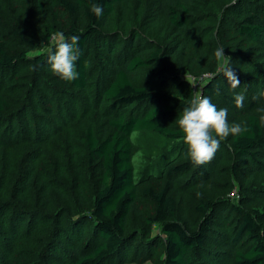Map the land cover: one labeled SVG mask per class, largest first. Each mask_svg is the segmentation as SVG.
Segmentation results:
<instances>
[{
  "label": "trees",
  "instance_id": "1",
  "mask_svg": "<svg viewBox=\"0 0 264 264\" xmlns=\"http://www.w3.org/2000/svg\"><path fill=\"white\" fill-rule=\"evenodd\" d=\"M54 33L80 37L75 81ZM197 93L247 129L203 166L177 122ZM261 93L264 0H0V264H127L158 240L163 264H264Z\"/></svg>",
  "mask_w": 264,
  "mask_h": 264
},
{
  "label": "clouds",
  "instance_id": "2",
  "mask_svg": "<svg viewBox=\"0 0 264 264\" xmlns=\"http://www.w3.org/2000/svg\"><path fill=\"white\" fill-rule=\"evenodd\" d=\"M91 12L100 17L103 15V7L98 3H92ZM50 40L52 43L44 49V52L52 72L68 82L77 80L79 78L77 62L81 55L80 37L78 35L65 37L63 33H54ZM214 55L220 71L230 82L232 88H237L240 81L229 66L231 57L224 54V47H218ZM216 93L219 94L218 89H216ZM260 96H264V93H261ZM234 99L237 107L244 106L245 97L243 94H236ZM253 99H257V97ZM227 116V108L217 109L210 97L202 96L199 93L183 108L177 122L184 133V141L189 146L188 154L195 166H203L210 162L219 149L222 139L227 138L230 134L240 136L247 131L240 124L229 125ZM212 132L215 133V137Z\"/></svg>",
  "mask_w": 264,
  "mask_h": 264
},
{
  "label": "rangeland",
  "instance_id": "3",
  "mask_svg": "<svg viewBox=\"0 0 264 264\" xmlns=\"http://www.w3.org/2000/svg\"><path fill=\"white\" fill-rule=\"evenodd\" d=\"M42 48L38 49L36 51H31L30 55H33L34 53H41ZM197 80V82H199V79H195ZM232 117V114L230 115V113L228 112V116H227V120L230 121ZM140 140L142 145L146 146L148 148V152H150V149H154L156 147H158V145L161 144V142L164 140L163 137L156 133V132H148L145 131L142 134H140ZM234 193L231 192L230 195H233ZM179 203H180V207H181V211L187 212V215L189 217H192L193 219L196 218V220L199 219L198 215L195 214L194 211V204H195V199L191 196H189L186 200L182 201V198L179 195H176ZM235 199L238 198V196L236 197V194H234ZM252 203L254 202H258L257 199L253 198V200H251ZM220 214H218L219 216ZM216 217L214 219V224L215 226H219L220 224H218V222H221V218ZM154 228L157 230V226H154ZM215 235V232L213 233ZM210 243H213V240H211ZM142 254H138L137 258L135 259V261H131L127 264H163V258H164V244L162 240H158L155 242V244H152V247L149 250H142ZM133 250L130 251V255H132Z\"/></svg>",
  "mask_w": 264,
  "mask_h": 264
}]
</instances>
